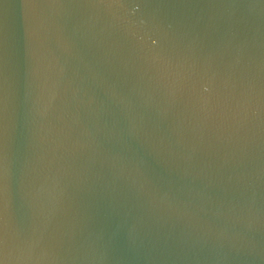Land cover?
<instances>
[{"label":"water","instance_id":"obj_1","mask_svg":"<svg viewBox=\"0 0 264 264\" xmlns=\"http://www.w3.org/2000/svg\"><path fill=\"white\" fill-rule=\"evenodd\" d=\"M0 264H264V0H0Z\"/></svg>","mask_w":264,"mask_h":264}]
</instances>
